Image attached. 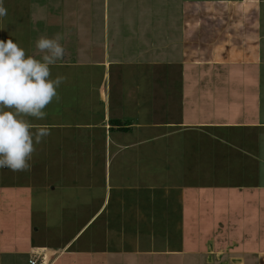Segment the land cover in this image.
I'll list each match as a JSON object with an SVG mask.
<instances>
[{
  "label": "crops",
  "instance_id": "0c3cea01",
  "mask_svg": "<svg viewBox=\"0 0 264 264\" xmlns=\"http://www.w3.org/2000/svg\"><path fill=\"white\" fill-rule=\"evenodd\" d=\"M110 2L3 0L7 15L0 17V40L12 39L26 56L42 61L37 40L58 35L65 55L50 68L63 71L61 85L69 93L58 92L64 100L48 105L44 119L25 117L32 131L45 127L50 133L34 143L30 168H0V264H29L35 250L47 264H177L189 254L205 264L214 257L232 264V247L241 241L246 243L235 251L238 264H264V177L250 181V172L227 182L230 173L221 164L240 148L234 141L241 132L257 141L254 130L264 122L179 118L191 95L185 84L219 81L238 67L261 76L264 0L128 1L134 24L158 22V42L144 40L150 39L146 26L114 35ZM98 3L104 5L100 32L93 16ZM210 150L214 160H208ZM249 155L257 163L264 159ZM151 160L177 175L159 180L149 174L146 180ZM204 160L209 166L199 165ZM172 198L179 206L172 207ZM231 201L244 214L241 236L196 247V240L202 242L193 234L200 203L224 211ZM217 212L222 211H211Z\"/></svg>",
  "mask_w": 264,
  "mask_h": 264
},
{
  "label": "rangeland",
  "instance_id": "374dc122",
  "mask_svg": "<svg viewBox=\"0 0 264 264\" xmlns=\"http://www.w3.org/2000/svg\"><path fill=\"white\" fill-rule=\"evenodd\" d=\"M89 1H97V0H89ZM114 1H120V5L117 7ZM128 1H154V0H111V2L109 3V5H107V10L110 11V19L111 21H109L111 28H109V30H112V32L115 33L123 31V30H129L130 32L133 33H137V31H139V26L143 27H150L149 31V37L150 39H144L146 42H158L159 36L160 34H156L157 30H158V22H156L155 20H153L152 22H150V26L149 24L143 23L141 21L138 22V24H134V22L132 20H130V16L133 15V13L135 12L133 9V6L128 5ZM156 2H154L153 4H155ZM159 7V3H157V9ZM156 9V8H154ZM95 12L93 14L94 16V24L97 25V27L94 25V30L97 32L102 31L101 29V23L103 25V10H104V5H100L98 3V5H96L93 9ZM139 15V14H138ZM28 17V16H27ZM138 17V16H137ZM136 18H134L133 20H135ZM89 22V21H88ZM123 22V25H122ZM48 23V22H47ZM46 23V24H47ZM68 23V27H70L69 22ZM53 27V22L48 23ZM89 24V23H88ZM91 25V24H89ZM57 27V26H55ZM54 27V28H55ZM72 30V29H70ZM134 34V38L138 37ZM159 35V36H158ZM162 36V35H161ZM123 38L127 39L128 36H122ZM114 38V36H113ZM27 39V38H25ZM242 67H238L235 68L233 70H231V72L228 75V71L225 72L226 77L220 79L219 81H214L213 79L209 81L208 83H205L203 86L200 87H194V85H189L185 84V86L183 87L184 92H189L191 93V95H188V93L185 96V101L188 103H184V111L181 113L180 115V119L181 120H202V119H223V120H236V121H261L264 122V69L261 72V76H257L255 71L252 70H240ZM51 71V78L54 79V77H58V76H63V71L62 70H52L50 68ZM187 77V76H186ZM184 78V82L189 81L188 79ZM261 79V80H260ZM259 81V82H258ZM67 82V81H66ZM65 82V83H66ZM190 82V81H189ZM191 82H193L192 84H197V80H194ZM215 82V83H213ZM64 88L67 89V87H64L60 84V86L57 88V93L58 92H62V94H68L69 92H65ZM73 97V94L71 95ZM64 100V98L59 97V100H56L57 102H62ZM68 100H72V98H67ZM55 99L53 100L52 103H50L49 105L51 106L54 103ZM196 101V103H194ZM153 103V102H152ZM192 104L195 106L194 109H192ZM258 105H260L259 109H258ZM48 106V107H50ZM57 106V104H56ZM155 106V105H154ZM54 106H51V108H53ZM156 107V106H155ZM250 132L247 131H243L240 133V136L235 138V143L240 147V148H236L230 151V153H227L228 157H227V162L228 164L225 166V163H221L224 164L223 168H226L227 171H229L228 173H230V175L227 177L226 181H230V182H239L241 181L240 179L242 178L241 176H245L247 175L249 177V175L253 174L254 178H251L250 181L253 182H257L256 180H258V176L259 177H264V159L260 158L261 160L257 163L256 160H258L257 158H254L253 156L249 155L251 153H259L260 156L264 158V124L259 126L258 128H255L254 130V137L255 135H257V141L256 139H252L251 137H249ZM169 142H171V140H168ZM204 143H206L204 141ZM257 144V145H256ZM160 150V147H158ZM188 151V150H186ZM254 151V152H252ZM194 151H190L189 155H192L191 153ZM161 152H152V157L151 155L149 156L151 159H155V156L160 154ZM186 153V152H185ZM196 153V152H195ZM198 153V152H197ZM176 157H178V154H175ZM188 155V156H189ZM207 155V154H206ZM147 156V157H148ZM202 155H200V158L198 157L197 160H201ZM209 159L208 160H214L213 159V155L211 154V150L209 153ZM179 157H180V153H179ZM208 158V157H207ZM186 159V158H184ZM190 159V158H189ZM208 160H204V161H200L199 165L202 166H209L211 161ZM178 161H181V158L178 159ZM183 161H187V160H183ZM155 162H157L156 160H151L150 163L148 165H146V169L147 170L144 174H145V178L146 176H148L149 174H151L152 177H157L159 180L162 179V176L166 175H177L178 170L175 171H170L168 172V170L164 169L161 170L159 169L156 165ZM178 164V162L176 163ZM184 165H186V163H184ZM215 165V164H212ZM228 166V167H227ZM172 168V167H171ZM184 169H186L187 167H183ZM159 170V172H158ZM242 171H244L243 173H241ZM247 172V173H245ZM251 172V174H249ZM157 173V174H156ZM240 176V177H239ZM181 178H183V176H181ZM184 178H188V177H184ZM249 179V178H248ZM146 180H148L146 178ZM155 180H153L152 182H154ZM263 183H264V178L262 179ZM182 184V183H180ZM232 188H235L234 185H231ZM191 187V186H189ZM236 190V189H235ZM233 190V194L231 196H233L237 191ZM172 193L173 191L170 190ZM147 193H152L154 192V190H146ZM208 195L210 194V192H207ZM230 191H226V195H230ZM262 195L264 194V190L261 191ZM157 194H158V190H157ZM224 195L221 194H217L216 197L217 200L220 196ZM211 198V197H210ZM221 198V197H220ZM172 207H175L177 203L176 202V198L175 200L172 198ZM210 201H212V199H210ZM232 203V201H231ZM203 207L199 208L198 207V213L200 214L199 217V222L195 223L197 226H199V230H195L193 232L194 236H196V238L199 240L202 239V242H197V240L195 241L194 245L197 246H202L204 245L205 247H211V244L213 242H215L218 245H222L224 240L230 239V237L232 236L235 237L236 235H239V237L242 234V231L238 229L239 226H241V221L244 224L245 218H244V214L240 216V213H238L239 211H235L238 210L236 204H233L231 206H227L225 210L223 211V209H219L220 205H217L215 203H211L210 205H206L205 203H200ZM177 206H179V204H177ZM221 207V206H220ZM245 207V206H244ZM243 207V209H244ZM187 213L189 211V208H186ZM222 211L221 213L214 214L211 213V211ZM206 213H203V212ZM233 211H235L236 213H233ZM243 211V210H242ZM201 212V213H200ZM193 214V213H191ZM191 214L189 213V215H187V217L189 219H191ZM260 215V214H259ZM256 216H258V214H256ZM186 217V215H185ZM250 219H255V214H251L248 216ZM259 217V216H258ZM174 219V216L171 217L170 222ZM249 219V221H250ZM264 221V220H263ZM192 222V221H190ZM258 224V222L256 223V225ZM237 228L234 229V232H232L233 230L231 228ZM248 228V227H247ZM252 231H255V229H252ZM249 232L251 231H245L244 234L248 235ZM212 236V237H211ZM201 237V238H200ZM213 241V242H212ZM246 241H241L240 244L236 247H232L231 253L232 254V258L233 260L231 262H233L232 264H238L239 262V255L237 253H235V251L237 249L242 250L241 247L245 246ZM264 245V240L263 243ZM234 245V244H233ZM188 246V245H187ZM222 251V250H221ZM221 252H216L215 254L220 257ZM214 254V255H215ZM227 254V253H226ZM43 256H45L42 253ZM190 255V256H189ZM188 256H186V258L184 260L178 261L177 264H205L204 263V258L202 260V262L198 261L194 255L189 254ZM193 256V257H192ZM227 257V255H226ZM235 258V260H234ZM219 259V258H218ZM216 257H214L213 261H209L210 264H223L222 261L218 260ZM224 261V259H223ZM228 262V263H231ZM30 264V263H29ZM176 264V262L174 263Z\"/></svg>",
  "mask_w": 264,
  "mask_h": 264
},
{
  "label": "clouds",
  "instance_id": "9594fccd",
  "mask_svg": "<svg viewBox=\"0 0 264 264\" xmlns=\"http://www.w3.org/2000/svg\"><path fill=\"white\" fill-rule=\"evenodd\" d=\"M6 15L7 9L0 0V17ZM59 39L57 35L37 40L36 48L44 53L42 61L26 56L12 39L0 40V168L28 170L34 143L39 144L50 134L45 127L32 131L25 117L42 120L47 115L46 107L54 99L59 100L57 88L65 77L51 79L50 71V66L65 55Z\"/></svg>",
  "mask_w": 264,
  "mask_h": 264
},
{
  "label": "built area",
  "instance_id": "2783aa9c",
  "mask_svg": "<svg viewBox=\"0 0 264 264\" xmlns=\"http://www.w3.org/2000/svg\"><path fill=\"white\" fill-rule=\"evenodd\" d=\"M45 256L42 255L39 251H33L29 263L30 264H47L46 260L44 259Z\"/></svg>",
  "mask_w": 264,
  "mask_h": 264
}]
</instances>
